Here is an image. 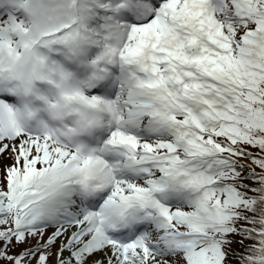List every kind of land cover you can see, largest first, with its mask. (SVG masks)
Listing matches in <instances>:
<instances>
[{
    "label": "snow or ice",
    "instance_id": "snow-or-ice-1",
    "mask_svg": "<svg viewBox=\"0 0 264 264\" xmlns=\"http://www.w3.org/2000/svg\"><path fill=\"white\" fill-rule=\"evenodd\" d=\"M0 264H264V0H0Z\"/></svg>",
    "mask_w": 264,
    "mask_h": 264
},
{
    "label": "rangeland",
    "instance_id": "rangeland-1",
    "mask_svg": "<svg viewBox=\"0 0 264 264\" xmlns=\"http://www.w3.org/2000/svg\"><path fill=\"white\" fill-rule=\"evenodd\" d=\"M9 161H7V160H4L3 161V163H5V164H7ZM49 231H51V230H49ZM34 243V242H33Z\"/></svg>",
    "mask_w": 264,
    "mask_h": 264
},
{
    "label": "trees",
    "instance_id": "trees-1",
    "mask_svg": "<svg viewBox=\"0 0 264 264\" xmlns=\"http://www.w3.org/2000/svg\"><path fill=\"white\" fill-rule=\"evenodd\" d=\"M17 251H19V249H17Z\"/></svg>",
    "mask_w": 264,
    "mask_h": 264
}]
</instances>
